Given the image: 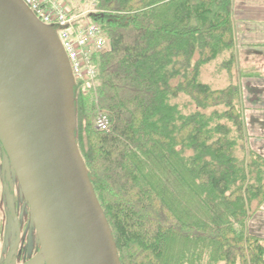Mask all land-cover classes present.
I'll use <instances>...</instances> for the list:
<instances>
[{
    "label": "trees",
    "instance_id": "16d2710c",
    "mask_svg": "<svg viewBox=\"0 0 264 264\" xmlns=\"http://www.w3.org/2000/svg\"><path fill=\"white\" fill-rule=\"evenodd\" d=\"M108 41L75 87L76 140L121 264H264L247 233L264 155L246 148L233 0H96ZM72 12V11H71ZM224 70L223 89L202 81ZM97 109L111 128L92 126Z\"/></svg>",
    "mask_w": 264,
    "mask_h": 264
},
{
    "label": "water",
    "instance_id": "95a60500",
    "mask_svg": "<svg viewBox=\"0 0 264 264\" xmlns=\"http://www.w3.org/2000/svg\"><path fill=\"white\" fill-rule=\"evenodd\" d=\"M76 121L75 83L56 32L22 0H0V144L44 264H121Z\"/></svg>",
    "mask_w": 264,
    "mask_h": 264
},
{
    "label": "built area",
    "instance_id": "2783aa9c",
    "mask_svg": "<svg viewBox=\"0 0 264 264\" xmlns=\"http://www.w3.org/2000/svg\"><path fill=\"white\" fill-rule=\"evenodd\" d=\"M22 1L44 26L56 32L67 55L75 85L96 82L99 72L93 65V56L106 49L107 40L101 27L92 19L94 11L72 14L61 0ZM95 127L99 131L110 130L111 120L107 112L99 113Z\"/></svg>",
    "mask_w": 264,
    "mask_h": 264
},
{
    "label": "crops",
    "instance_id": "0c3cea01",
    "mask_svg": "<svg viewBox=\"0 0 264 264\" xmlns=\"http://www.w3.org/2000/svg\"><path fill=\"white\" fill-rule=\"evenodd\" d=\"M233 25L236 63L247 81L240 85L245 96L244 114L250 113L248 125L256 136L258 150L264 154V0H233ZM261 223L256 233L264 238ZM248 226L253 229L250 223Z\"/></svg>",
    "mask_w": 264,
    "mask_h": 264
},
{
    "label": "flooded vegetation",
    "instance_id": "af4514ba",
    "mask_svg": "<svg viewBox=\"0 0 264 264\" xmlns=\"http://www.w3.org/2000/svg\"><path fill=\"white\" fill-rule=\"evenodd\" d=\"M5 155L0 144V264H30L28 240L24 238V233L32 238L35 228L32 226L31 217L25 214L27 200L13 167L6 166ZM38 247L37 244L34 252H38Z\"/></svg>",
    "mask_w": 264,
    "mask_h": 264
},
{
    "label": "rangeland",
    "instance_id": "374dc122",
    "mask_svg": "<svg viewBox=\"0 0 264 264\" xmlns=\"http://www.w3.org/2000/svg\"><path fill=\"white\" fill-rule=\"evenodd\" d=\"M61 1L66 4L68 10L72 11L71 12L72 14H79L81 12L88 13L89 11H94V6H93L94 4L93 3L96 0H61ZM234 34H235V32H234ZM107 45H108V41H107ZM233 67H234L233 77H232L233 82L237 83L240 87L241 84H243L244 82H247V81L242 76L243 73H240L241 71L237 67L236 53H235V65ZM202 74H203L202 75V81L204 83L211 84L215 88H218V89H223V88L227 87V85H229V83H230L229 82L230 77L228 76V73L224 70H218V72L217 71L215 72L214 66L206 67L203 70ZM87 86L88 85H83V84L75 85V87L79 88V90L82 93L84 92V89L87 88ZM244 97L245 96L242 95V92H241V102L245 101ZM246 106L248 107V104ZM248 108L250 109V107H248ZM242 109H243L242 114H243V121H244V128H245V136H246V148L248 151L253 150L257 153H261L258 150L257 145L255 144L256 142L254 141V139H256V136H254V133L251 131L250 126L248 125V124H250V122H249L250 113L244 114L245 113L244 110L246 108L244 107L243 104H242ZM101 111L102 110L97 109L95 111L93 119H92V126L95 128V130H97L95 127V121H96L97 116L99 115V113ZM76 129H77V121H76ZM0 197H1V194H0ZM24 198H25V196H24ZM25 200H26V198H25ZM26 203H27V201H26ZM25 205H26L25 214L26 215L28 214V216L31 217V222H32V215H31L30 208H29L28 204H25ZM262 211L264 212V207L260 211H258L257 213L250 215L248 218L247 225H246L248 234H250L252 236L260 237V238H263V237L259 236V234H257L256 232L258 231L260 224H262L261 222L264 223V215L261 216L259 214ZM249 223L251 224V227H253V229H251V230L249 229V226H248ZM24 238H26V240H28L27 247H29V254L31 257V263L30 264H42V263H44L43 254H42V250H41V247H40V244L38 241L36 230L34 231V235L32 238H30V236H27L25 233H24ZM3 240H5L4 235H3ZM37 244L39 245V247H38L39 250H38V252H34V247L35 246L37 247ZM3 246H5V245L3 244ZM221 264H223V263H221Z\"/></svg>",
    "mask_w": 264,
    "mask_h": 264
}]
</instances>
